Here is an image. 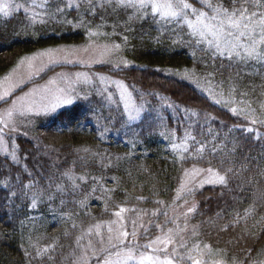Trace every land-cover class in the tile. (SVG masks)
Wrapping results in <instances>:
<instances>
[{
  "label": "trees",
  "instance_id": "1",
  "mask_svg": "<svg viewBox=\"0 0 264 264\" xmlns=\"http://www.w3.org/2000/svg\"><path fill=\"white\" fill-rule=\"evenodd\" d=\"M79 5L55 16L23 8L9 18L0 14V77L36 50L106 41L119 46V60L85 68L123 80L143 110L129 120L117 93L109 99L106 90L91 86L71 104L34 117L28 132L14 136L19 162L0 154V264H77L87 230L113 221L121 208L149 223L147 232L142 228L144 247L167 232L185 199L195 208L181 255L199 242L226 264H259L264 260V126L252 125L240 110L254 109L264 118V66L213 59L203 46L189 45L183 32L129 21L133 9L96 6L93 14L82 0ZM66 66L47 67L0 109L31 83ZM248 127L254 132H246ZM187 133L189 149L172 148ZM197 167L220 175L232 171L226 186L207 182L183 190L186 174ZM48 244H53L50 258L41 253ZM103 255L91 256L90 264H99ZM180 264L194 262L185 258Z\"/></svg>",
  "mask_w": 264,
  "mask_h": 264
},
{
  "label": "rangeland",
  "instance_id": "2",
  "mask_svg": "<svg viewBox=\"0 0 264 264\" xmlns=\"http://www.w3.org/2000/svg\"><path fill=\"white\" fill-rule=\"evenodd\" d=\"M79 1L81 0H73V6L79 4ZM93 1L96 3L97 0ZM3 2H5V0H0V3ZM12 2L14 4H20L23 6L21 8L39 15L51 14V9L53 8L52 0H47V3H45L44 0H12ZM67 3L68 0H60L59 6L63 10L66 8L69 9L70 7L67 6ZM39 5L46 9L42 10ZM50 5L52 6L50 7ZM100 26H102V23ZM90 32L94 33L96 30ZM115 46V44L106 41L91 39L85 44H60L53 47L42 48L21 58L9 72L2 75L0 77V96H3L4 99L0 100V103L7 100L15 90L29 83L35 76L41 74L47 67L58 64L68 65L56 70L48 78L40 82L31 83L32 85L19 94H16L10 102L0 109V129H4V131L0 133V154L10 155L13 151H15L16 154L17 143L15 142L14 136L28 132L27 128L31 129L33 127L34 117L52 114L63 106L71 104L76 100L82 90H86L91 86L106 90V93L109 94H106V97H109L112 93H117L124 106L125 103L128 102L130 106L138 107V104L134 100L131 87L123 80L85 68L95 65V63L98 62L118 61L119 54ZM74 65H78V67H74ZM100 77H105V79L102 81ZM121 85L125 86L128 92H131L132 95L130 99L126 96L123 98L121 97ZM66 99H70L71 103H64L63 101ZM14 104L18 110H20L21 105H23L22 110L24 114L20 115L19 111H14L11 121H9L7 119V111L12 109ZM52 105H56L54 111L52 110ZM29 109L31 110L29 111ZM5 124L8 125L7 128H5ZM191 141L192 136L187 133L174 140L171 146L176 151L182 152L189 149ZM174 145L177 147H174ZM214 178L215 172H209L208 169L199 167L191 169L188 171L183 181V190L190 189L194 185L201 186V184L203 185ZM190 209H192V205L185 199L175 210L172 216V225L168 228L167 232L162 235L158 234L155 239L148 241L147 245H150L148 249L142 247L143 243H141V240L146 244L145 240L142 238L145 234L142 233V228L147 232L149 223L141 214L133 216L128 215L127 212H121L120 216H117L113 221L105 223L99 222L91 226L89 229H92V231L89 232L88 229L86 235L82 238V252H79L77 264H79L80 258L84 255H87L88 264H90V257L102 253L100 251L101 248L108 247L109 235L115 233L121 225L123 226L122 230H126L129 233L135 228L138 241L136 245L137 255H139V253H144L145 255H159L160 258L163 259V252L154 250L164 249L165 247H167L169 253H171L174 248L181 253L180 245L181 243L187 244V237L190 234V227L187 221L191 212L189 211ZM97 225H99L98 230L96 227ZM159 226H161V224ZM109 227L113 229V233H109ZM169 230H171L172 243L165 245L159 242L157 238L163 240V238L169 234ZM101 240H103V243H101ZM131 242V236H129L126 243L131 244ZM52 245L53 244L44 245L41 249V253L50 258V252L53 250ZM192 248L196 252H194ZM192 248L188 247L189 251L195 254V259L199 260L201 264H226L222 261L221 257L206 245L195 242ZM116 250L117 249H112L113 260L117 259L114 255ZM94 252L95 254H93ZM104 258L105 256L103 255L102 261L99 264H103ZM144 264H150V262L145 261Z\"/></svg>",
  "mask_w": 264,
  "mask_h": 264
},
{
  "label": "snow or ice",
  "instance_id": "3",
  "mask_svg": "<svg viewBox=\"0 0 264 264\" xmlns=\"http://www.w3.org/2000/svg\"><path fill=\"white\" fill-rule=\"evenodd\" d=\"M44 2L47 3V0H44ZM82 2L87 5V10L93 11V14L96 6L103 8L105 5H114L113 11L116 8L133 9L132 16L128 17L129 21H150L157 25L158 30L161 32L167 30L176 35L183 32L189 37L187 41L189 45L203 46L202 50L213 59L226 57L232 63H246L252 60L264 66V0H97V4H93V0H82ZM197 4L200 6L197 7ZM52 5V16L63 12V9L59 6L60 0H52ZM67 6L72 7L73 0H68ZM21 7L23 6L14 4L12 0H5V2L0 3V14L5 18H9ZM76 7L79 8L80 5L77 4ZM186 29H190V31H186ZM115 47L118 48L119 46L116 45ZM221 64L223 65V61H221ZM100 79L103 81L105 77H100ZM232 91H235V89L233 88ZM120 95L122 98L126 96L130 99L132 94L128 92L125 86L121 85ZM3 99L4 97L0 96V100ZM63 102L71 103V100L66 99ZM220 102V100L216 101V103ZM55 107L56 105H52L53 111ZM168 107H173V105H168ZM22 109L23 105L18 110L14 104L13 108L7 111V119L11 121L14 111H19L20 115H23ZM125 109L128 112L129 120L139 118L143 110L142 106H130L128 102L125 103ZM231 111L237 113L236 108H232ZM240 111L244 113L245 119H251L252 125L264 126V118L257 117L254 109H241ZM7 127L8 125L5 124V128ZM3 131L4 129H0V133ZM245 131L254 132V128L248 127ZM259 138L260 136L257 133V139ZM174 147L177 146L174 145ZM203 147L201 145L200 151H203ZM10 155L14 162H19L15 151ZM208 171L212 172L213 170L208 169ZM231 171L232 169L229 168L226 170L225 175L215 173V178L209 180L208 183L226 186L228 183L227 172ZM65 175H69V173H65ZM59 190L62 191V187ZM188 191L191 192L192 190L189 189ZM12 195H15V193H12ZM33 202L35 203V200ZM80 203L83 205L84 201H80ZM194 208L195 206L189 211H194ZM123 211L125 209L121 208L116 216L119 217ZM96 227L98 230L99 225ZM122 228L121 225L113 233V229L109 227V233L113 234L108 237V247L100 249L105 256L103 264H129V262L144 264L145 261L150 262V264H180L185 258L193 261L194 264H201L191 254V251L187 252L185 256L181 255L176 248L171 253L168 252L167 247L154 250L162 251L164 254L163 259L159 255H145L144 253L137 255L136 245L138 241L135 228L131 233L122 230ZM88 231L91 232L92 229ZM129 236H131V244L126 243ZM157 239L165 245L172 243L171 230L163 240ZM101 243H103V240H101ZM149 246L145 245L144 247ZM180 247L186 248V245L181 243ZM112 249H117L114 253L117 257L116 260L112 258ZM260 255L264 256V252H261ZM79 264H88L87 255L80 258ZM259 264H264V260L259 261Z\"/></svg>",
  "mask_w": 264,
  "mask_h": 264
}]
</instances>
